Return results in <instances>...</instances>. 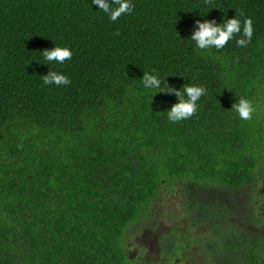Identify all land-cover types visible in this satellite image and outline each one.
Instances as JSON below:
<instances>
[{
  "label": "trees",
  "instance_id": "trees-1",
  "mask_svg": "<svg viewBox=\"0 0 264 264\" xmlns=\"http://www.w3.org/2000/svg\"><path fill=\"white\" fill-rule=\"evenodd\" d=\"M131 3L112 21L93 0H0V264H264V0ZM241 11L197 49V20ZM56 45L71 59L45 63ZM145 71L203 86L196 113L170 121L179 98Z\"/></svg>",
  "mask_w": 264,
  "mask_h": 264
},
{
  "label": "clouds",
  "instance_id": "clouds-1",
  "mask_svg": "<svg viewBox=\"0 0 264 264\" xmlns=\"http://www.w3.org/2000/svg\"><path fill=\"white\" fill-rule=\"evenodd\" d=\"M206 4L211 3V0H204ZM93 3L99 6L104 13L108 14L112 21H116L121 14L130 13L135 7L131 0H113L116 7L111 6L107 0H93ZM243 12L236 13L234 18L224 19L223 22H216L215 20H197L196 24L199 25L198 29L192 33L191 40L196 44L197 49H217L223 48L227 42L235 35L241 32L240 16ZM253 34V21L251 17H245L243 20V35L237 40V46H246L250 41ZM45 63L50 64L56 62L63 64L66 60H70L73 53L67 46L56 45L54 48H46L42 52ZM143 85L146 89H159L158 92L174 93L179 99L178 102L173 104L168 109V119L172 122H177L182 119H187L194 115L197 111V101L202 95L205 94L206 89L203 86L189 84L184 85L180 89L174 87L162 89V81L158 78V74H152L145 71L141 78ZM45 85L55 84L69 85L71 84L70 78L62 72L50 70L46 75L42 76ZM183 89V90H181ZM157 92V93H158ZM239 117L242 120H251L254 108L251 102L247 99L241 98L239 102L232 105Z\"/></svg>",
  "mask_w": 264,
  "mask_h": 264
}]
</instances>
